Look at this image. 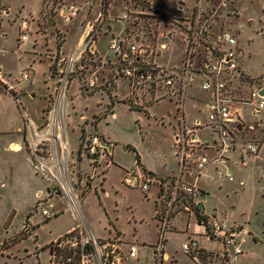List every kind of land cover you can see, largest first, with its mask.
<instances>
[{
    "label": "rangeland",
    "instance_id": "rangeland-1",
    "mask_svg": "<svg viewBox=\"0 0 264 264\" xmlns=\"http://www.w3.org/2000/svg\"><path fill=\"white\" fill-rule=\"evenodd\" d=\"M85 1L65 0L63 8L74 3L81 6ZM181 1L192 11L194 0ZM45 2L0 0V69L6 81L5 84L0 80V177L3 176L5 182L0 186V242L6 240L11 243L9 249L0 255V264H51L45 244L52 243L78 225L72 211L48 223L45 221L47 224L43 222L38 211L41 206L55 204L58 209L66 203H57L54 199L46 204L40 202L38 198L46 194L47 183L29 163L24 146V112L38 125L42 124L54 91L50 66L55 57L56 43L49 35L51 31L38 25ZM99 3L100 0H94L87 21L95 20L100 11ZM111 3L96 47L101 59L107 62L117 58L109 46L113 41L118 45L123 41L126 22L119 17L130 10L122 0H111ZM178 3V0H173L168 14L184 22L185 15L177 12ZM207 6L208 25L211 24L212 32L208 37L209 44L214 45L219 36L231 33L237 39L241 66L264 84V0H208ZM77 19L65 23L61 16L58 17L59 27L66 36L65 54L79 43L84 14ZM204 20L206 22L205 17ZM24 23H28L25 31L22 30ZM164 23L167 24L166 21ZM172 29L180 33L175 26ZM22 34L27 35L25 41L21 40ZM163 43L169 47L156 51L159 64L175 68L181 66L185 53L179 35L170 41L160 42V45ZM94 69L100 77L107 76V71L100 68L99 63L94 64ZM23 71L31 73V80H20ZM203 80L202 75L191 81L185 101L187 119L192 122L190 127L198 132L196 142L187 147L188 152L199 148L190 164L203 154L211 159L214 156L213 150L206 149V144L211 146L213 133L207 126L205 108L211 99L209 93L201 89ZM129 86L128 79L119 78L117 90L110 96L102 88V80L97 90L90 94L80 92L79 84L75 85L66 111L73 146L70 175L76 184L80 176L90 179L87 187L81 185L79 194L82 197V214L94 233L104 240L115 239L120 234L127 244L138 247V259L132 264H152L151 257L163 226L161 215L168 211L170 203L166 201L167 194L164 197L166 202L158 200L159 188L155 183L147 193L141 190V184L147 171L167 180L180 174L185 152L177 141L181 105L175 97L155 101L150 95L143 97L141 92L133 96ZM250 90L249 87L243 88L245 99L249 98ZM136 98L143 107L141 111H133L127 105V100L132 99L135 103ZM112 102L113 115L107 113ZM233 106L247 120L252 119L248 104L234 103ZM197 121L202 122V129L193 128ZM16 125H20L19 132ZM82 131L86 132L87 140L91 135L103 137L113 147L109 152L111 160H103L95 168V162L84 152L79 157ZM255 134L261 141L258 155L246 156L245 161L238 153H231L228 157L225 170L233 175V183H207L204 177L199 180V186L209 197L208 202L202 203V215L208 218L209 223L216 220L227 224L231 231L224 238L212 235L209 228H205L202 236L196 235L199 228L195 218L191 216L189 226L186 221H172V217L178 214L177 209L172 210L170 227L164 233V251L168 260L163 264H199L183 251V244L190 239L202 241V246L206 247L197 258L200 264H264V127ZM12 143L22 144V149L11 147ZM209 172L215 173L214 165H210ZM129 177H134L136 183H131ZM188 181L194 183V178ZM40 190L44 192L42 196H38ZM27 219L34 228L30 236L20 240ZM237 249L242 253L236 254Z\"/></svg>",
    "mask_w": 264,
    "mask_h": 264
},
{
    "label": "built area",
    "instance_id": "built-area-1",
    "mask_svg": "<svg viewBox=\"0 0 264 264\" xmlns=\"http://www.w3.org/2000/svg\"><path fill=\"white\" fill-rule=\"evenodd\" d=\"M129 13L119 17L126 22V28L133 22L134 14H142L135 8L134 0H122ZM155 0L149 1L152 4ZM177 12L185 15L183 21L174 19L169 15L168 8L173 5V0H157L161 3L164 13L176 24L184 27L178 29L177 33L172 29L173 24L167 22L164 28L162 25L156 30L155 38L157 44L154 47L132 42L124 36L123 41L118 45L116 41L110 44V50L119 57L121 72L130 81V90L133 96L141 92L143 97L150 95L155 101L160 98H177L181 107L179 110V123L177 141L179 146L184 148L183 164L178 176L173 180L171 188V201L168 211L161 213L163 226L159 241L151 257L152 264H163L168 260L165 253L164 233L170 227V214L175 200L182 196L194 197V204L199 205L205 189L199 186V180L205 178L207 183L223 184L233 183V175L225 170L226 162L231 153H238L241 160L245 157L258 155V146L261 141L253 139L252 135L263 129L264 98L259 96V92L264 89L263 82L258 78L247 77L241 66L240 55L237 50V39L231 33H225L218 37L214 45L209 44L208 37H211V30L208 25L207 2L208 0H194L193 9L190 11L184 1L178 0ZM172 2V3H171ZM94 0H86L83 5L72 4L62 8L59 12L63 22L70 23L84 14V19L79 29V43L74 46L69 54L60 57L57 65V72L54 76V91L51 106L45 114V120L38 125L25 113L24 141L28 154V161L34 167L36 173L47 183V191L39 198L43 204L51 200L65 202L66 206L56 209V205H43L38 211L43 218V222L57 218L61 214L72 211L78 220V225L70 232L58 237L46 246L50 252V261L54 264H132L138 259V247L136 245L127 246L122 240L100 239L88 225L86 218L82 214V197L79 194L81 185L87 187L89 178L80 176L79 183L76 184L71 171L72 150L70 147L68 127L66 121V111L68 99L70 98L71 87L76 79H81V92L90 94L97 89L100 81L99 72L94 71V64L99 63V67L107 62L97 56L95 46L100 36L102 26L105 24L108 13L111 9V0H100L98 14L93 22L87 21ZM2 8L0 7V11ZM206 19V22L204 20ZM181 22V23H179ZM207 25V26H205ZM28 23H24L22 30L27 29ZM127 29H125L126 32ZM177 33V34H176ZM126 34V33H125ZM175 35H179L180 44L185 53L184 62L179 67H168L159 64L156 51L167 49V42ZM27 39L26 34H22L21 40ZM204 76L201 89L208 92L211 101L206 105L207 126L212 130L211 146L206 144V149L213 150V158L206 155L199 156L193 164H190L199 148L187 151L189 144L196 142L193 138L197 131L191 127L181 126V115L185 111V101L187 89L191 81L197 76ZM32 75L28 71H23L20 80L25 82L31 80ZM0 80L6 84L2 74ZM246 80L251 81L249 86ZM249 87V98H244L243 88ZM154 92V95L151 93ZM145 99L143 98V102ZM234 103H246L250 108L251 120H247L245 115L235 110ZM136 105L140 101L136 98ZM146 104V103H145ZM201 112V111H200ZM201 123V124H200ZM194 122L193 128H200L202 122ZM246 130V134L243 132ZM108 145L99 135L90 136L83 146L82 153L95 162L94 167H98L103 160H111ZM194 145V144H193ZM208 146V147H207ZM19 150L22 149L19 145ZM210 165L215 166V173L209 172ZM108 167L109 164H106ZM194 178V183L188 179ZM154 180L145 175L141 184L144 193L149 191V187ZM4 177H0V186H4ZM202 196V198H201ZM37 211V212H38ZM30 223L24 226L23 236H30L33 229ZM211 234L217 238H224L231 228L222 222L213 220L209 223ZM6 240L0 242V254L10 245ZM185 254L194 257L196 260L200 255L199 242L196 239L183 244ZM236 254H241L237 249Z\"/></svg>",
    "mask_w": 264,
    "mask_h": 264
},
{
    "label": "trees",
    "instance_id": "trees-1",
    "mask_svg": "<svg viewBox=\"0 0 264 264\" xmlns=\"http://www.w3.org/2000/svg\"><path fill=\"white\" fill-rule=\"evenodd\" d=\"M135 3V8H137L139 10L140 13L142 14H134L132 13L133 16V22L129 23L127 25V30H126V34L127 38L130 39L132 42H137V43H144L147 45H150L152 47L155 46V44H157V39L155 38V34H156V30L162 25L164 27L167 26L166 23H164V21L169 22L171 24H173L172 27H176L177 29H184L183 26L174 23L165 13H164V8L163 5H161V3H155V0L152 4H150L149 1L151 0H134ZM65 0H46V2L44 3L40 15H39V19H38V25L40 26V28H45V30L49 31V35H51L53 37V39L55 40L56 43V52H55V57L51 62V66H50V72L52 73V78H54L56 72H57V65H58V61L60 59V57L62 55H64V45L66 42V36L65 34H63V32L61 31L59 24H58V17H59V12L60 10L63 8V6H65ZM211 26V25H210ZM209 26V29H210ZM49 30H48V29ZM117 78H121V79H126V77L124 76V74L122 72H120L118 74V76L116 75ZM246 83L251 86L252 82L251 81H247ZM96 91V90H95ZM94 91V92H95ZM115 85L112 84L110 89L108 90L109 95L111 96L112 92H115ZM154 95V92H151ZM166 99V97L160 98V101ZM127 105L131 108V110L133 111H141L142 110V106L141 105H136L132 99H129L126 101ZM113 107H114V102H112L111 106L109 107L108 110V114H112L113 113ZM148 107V106H147ZM247 132L246 130H244L243 134L245 135ZM253 139H256L255 135H252ZM261 144V143H259ZM83 150V146L82 149L80 151V153H82ZM146 176L151 177L152 179H156V181L158 183H165L164 181L160 180L156 175H154L151 172H147L145 173ZM163 192V189H162ZM171 190L168 192L167 194V198L166 201L168 203H170L171 201V196H170ZM163 194V193H162ZM207 194H203V196H206ZM165 196V195H164ZM202 198V196H201ZM194 197L191 196H182V197H178L174 204L172 209H174L176 207V205L178 203H182L185 206H188L191 211L194 213V216L196 218L197 223L200 226H203L206 228V230H208L209 228V220L206 216L202 215V211L203 208H201V204L199 205H195L194 204ZM203 205V204H202ZM169 207V205H168ZM204 207V205H203ZM158 214V213H157ZM158 221H160L158 219ZM26 224H28V222H26ZM26 236L21 235L20 236V240L23 239ZM17 244V242H16ZM201 253V252H200ZM193 260H195L194 257H192Z\"/></svg>",
    "mask_w": 264,
    "mask_h": 264
},
{
    "label": "crops",
    "instance_id": "crops-1",
    "mask_svg": "<svg viewBox=\"0 0 264 264\" xmlns=\"http://www.w3.org/2000/svg\"><path fill=\"white\" fill-rule=\"evenodd\" d=\"M78 20V19H77ZM106 23V22H105ZM100 37V36H99ZM98 41H99V38H98V40H97V44H96V46H95V50L97 51V49H96V47L98 46ZM97 56L99 57V58H101L100 56H99V54H98V52H97ZM105 62H107V61H105ZM118 63H119V57H117L116 58V60L115 61H111V60H109L105 65H103V66H100V68H102V69H104L105 68V72L107 73V76H102V77H100V74H99V78H100V81L98 82V84L101 82V80H102V88H104V89H106L107 91L110 89V87H111V85L112 84H114L115 85V90H117V87H116V81L120 78H117L116 77V75L118 76V74L121 72V69H119V65H118ZM242 68H243V71H244V73L247 75V77H251V78H253L252 76H250L249 74H248V72H247V70H246V68L245 67H243V65H242ZM109 69V70H108ZM115 72V75H114V72ZM0 72H1V74L3 75V70L2 69H0ZM256 78V77H255ZM53 81H54V78H53ZM81 83H82V80L81 79H76V80H74V82H73V84H72V87H71V93H70V97L72 98V95H73V93H74V88H75V85H77V84H79V90H80V92H81ZM97 88H98V86H97ZM97 90V89H96ZM93 93V92H92ZM52 99V98H51ZM69 107V106H68ZM113 110H114V107H113ZM68 112V111H67ZM112 115H113V113H112ZM201 121H197V124H199ZM201 124V123H200ZM16 127H17V131L19 132V130H20V125H16ZM95 127H96V129H97V124L95 125ZM203 128V125H201V127L200 128H197V129H202ZM197 134H198V132H197ZM68 135H69V130H68ZM92 136V135H91ZM196 137V136H195ZM195 137L193 138L194 140H196L195 139ZM87 137H86V132H84V131H82V139H81V145H80V151H81V149H82V146H84L85 145V143H86V139ZM103 138V137H102ZM103 140H104V138H103ZM69 141H70V147H73L72 146V141H71V138H70V135H69ZM12 142V141H11ZM10 142V143H11ZM12 146L11 147H14V146H18L19 147V145H21V147H22V144H20V143H12L11 144ZM113 150V149H112ZM80 151H79V157H81L82 156V153H80ZM16 153H18V152H16ZM259 154V153H258ZM88 158V157H87ZM89 159V158H88ZM245 161V160H244ZM82 162V160H80V163ZM145 171V170H144ZM147 171V170H146ZM147 172H149V171H147ZM152 173V172H151ZM155 175V174H154ZM157 176V175H156ZM160 180H162V181H164V182H166V184L164 183H158L157 181H154L153 183H155L157 186H158V188H159V191H158V200L160 201V202H166L165 201V196L164 195H166V194H168V192L171 190V188H172V184H173V180H174V178H175V176L173 177V178H171V179H165V178H163V177H159V176H157ZM129 181L131 182V183H136V180H135V178L134 177H129ZM222 185V184H221ZM48 188V187H47ZM162 189H163V192H162ZM47 191V190H46ZM41 193L42 194H44V192L42 191V190H40V191H38V196L39 195H41ZM163 193V194H162ZM40 198V197H39ZM38 198V199H39ZM208 195H206L204 198H203V203H205V202H208ZM200 202V204L202 203V199L199 201ZM59 203V202H58ZM156 205H157V203H156ZM62 207V206H61ZM60 207V208H61ZM201 208H203L202 207V204H201ZM177 209V215L174 217H172V221L174 220V221H177V220H182V221H186L187 222V224H188V226H189V224H190V218H191V216H193L194 218H195V216H194V213L191 211V209L188 207V206H185V205H183L182 203H178L177 205H176V207L174 208V210H176ZM180 210H183L182 212L183 213H180ZM37 212V211H36ZM64 214V213H63ZM62 215V214H61ZM208 215V214H207ZM30 217H32V216H30ZM29 217V218H30ZM59 217V216H58ZM57 217V218H58ZM56 219V218H55ZM195 220H196V218H195ZM50 221V220H49ZM158 221V220H157ZM26 222H28V219H27V221ZM47 223H48V221H46ZM197 222V221H196ZM29 223V222H28ZM45 223V222H44ZM47 223H45V224H47ZM33 227H34V225H33ZM198 228H199V232H197L196 233V235H200V236H202L203 234V232L205 231V227H203V226H200L199 224H198ZM117 238L118 239H120V240H122V238H121V235L119 234L118 236H117ZM190 240H192V239H190ZM189 240V241H190ZM197 240V239H196ZM5 241V240H4ZM123 241V240H122ZM198 242H199V246H200V250L202 251V249H204V248H206L205 246H202V241H199L198 240ZM123 243H125L127 246H132V245H129V244H127L125 241H123ZM17 245V244H16ZM48 244L46 243L45 244V246H44V248L46 249V246H47ZM7 249H9V247L7 248ZM4 253V252H3ZM2 253V254H3ZM2 254H0V255H2ZM195 261H198V263L200 264V261L197 259H195ZM50 263L51 264H54V263H52L51 261H50Z\"/></svg>",
    "mask_w": 264,
    "mask_h": 264
},
{
    "label": "flooded vegetation",
    "instance_id": "flooded-vegetation-1",
    "mask_svg": "<svg viewBox=\"0 0 264 264\" xmlns=\"http://www.w3.org/2000/svg\"><path fill=\"white\" fill-rule=\"evenodd\" d=\"M182 119H181V126L183 127H190V122L188 119H187V114H186V110L184 111V113L181 115Z\"/></svg>",
    "mask_w": 264,
    "mask_h": 264
},
{
    "label": "water",
    "instance_id": "water-1",
    "mask_svg": "<svg viewBox=\"0 0 264 264\" xmlns=\"http://www.w3.org/2000/svg\"><path fill=\"white\" fill-rule=\"evenodd\" d=\"M259 96L262 97V98H264V89H262L259 92ZM108 148H109L110 151H112V149H113V147L111 145H108ZM202 207H203V205H202Z\"/></svg>",
    "mask_w": 264,
    "mask_h": 264
}]
</instances>
